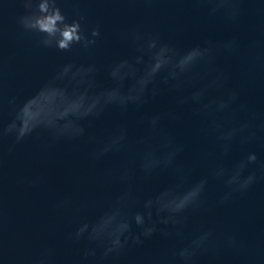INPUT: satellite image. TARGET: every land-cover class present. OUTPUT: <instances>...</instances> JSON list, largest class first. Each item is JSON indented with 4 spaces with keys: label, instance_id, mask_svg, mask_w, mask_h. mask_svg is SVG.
Masks as SVG:
<instances>
[{
    "label": "water",
    "instance_id": "1",
    "mask_svg": "<svg viewBox=\"0 0 264 264\" xmlns=\"http://www.w3.org/2000/svg\"><path fill=\"white\" fill-rule=\"evenodd\" d=\"M56 6L69 23L83 17L81 27L86 35L98 26L97 44L87 49L74 45L69 52L43 49L38 34L19 28L18 18L26 14L19 0H0V121L4 125L12 119L15 105L9 100L13 98L19 105L35 96L33 112L47 123L65 120L99 102L120 99L108 90L131 70L118 67L110 79L109 65L131 59L134 45L155 37L180 52L204 46L207 41H234L231 51L223 46L213 49L216 71L208 79L220 73L225 80L224 87L213 96L229 91L239 95L228 109L212 117L203 112L197 115L196 105L179 101L203 87L207 79L194 85L182 83L183 89L176 90L161 84L158 77V95L149 91L139 108L129 106L122 112L110 107L98 119L83 121L85 134L79 140L54 144L43 132L20 144L6 138L0 153V264H36L45 252L50 254V264H75L87 242L71 240L70 234L84 222L95 223L99 230L119 229L116 214L103 215L104 207L118 197L119 208L129 213L140 210L152 197L167 202L172 195L169 188L176 182L172 172L157 171L145 177L134 165L146 144L158 142L144 124L146 118L156 115L162 117L159 127L163 133L183 149L176 158L181 174L187 175L189 182L206 181L203 204L190 216L184 234L189 238L195 229H211L216 254L199 257L197 264H264V130L259 128L264 123V0L226 5L225 11L211 16L207 5L194 0H56ZM163 56L161 53L158 59ZM73 64L83 67L72 74L74 86L67 92L61 84L36 95L59 68ZM92 67L97 69L95 87L85 95L87 72ZM200 71L203 74L206 70ZM119 87L133 95L140 82L128 79ZM252 111L258 114L255 121H251ZM244 123L252 126L241 133L239 128ZM66 126L75 134L70 121ZM117 126L123 128L126 137L122 150L91 159L94 145L89 138L105 137ZM218 126L225 133L236 129V140H218ZM249 132H255L256 139L241 144ZM225 149H230L227 154ZM249 153L256 154L257 163L248 167L240 182L249 172L255 173V182L244 193L234 192L224 186L226 176L215 174ZM151 163L146 161V166ZM37 178L41 181L34 184ZM225 193L231 195L221 205L219 200ZM65 200L69 201L66 207H57ZM132 231L139 229L133 224ZM180 246L178 238L158 231L105 264H145L149 258Z\"/></svg>",
    "mask_w": 264,
    "mask_h": 264
},
{
    "label": "clouds",
    "instance_id": "2",
    "mask_svg": "<svg viewBox=\"0 0 264 264\" xmlns=\"http://www.w3.org/2000/svg\"><path fill=\"white\" fill-rule=\"evenodd\" d=\"M19 2L26 13L18 18L19 28L25 33L38 34L40 36L39 46L43 49L69 52L74 45H80L87 49L97 44V39L100 37L99 27L92 28L86 35L81 27V21L84 18L72 20L71 23L67 22L60 8L56 6V0H19ZM194 2L207 5L211 16L225 11L226 5L240 4L244 0H194ZM233 43L234 41H207L204 46L196 45L184 52L178 51L175 46L169 43L161 42L159 37L151 38L145 44H136L134 45L135 55L131 59L115 62L108 67L110 79L114 78V70L118 67L126 66L131 70L119 81H114L116 87L108 90L115 92L120 99L96 103L93 107H86L70 115L67 119L57 120L54 123L44 122L34 114L32 101L35 96L19 105L13 98L9 100V104L15 105L11 121L7 125L0 121V153H2L6 138L11 137L14 144H20L39 132L45 133L54 144L61 141L79 140L85 134L83 121L98 119L110 107H117L122 112L127 111L129 106L139 108L144 103L145 95L149 91L152 96L158 95L160 93V89L156 86L158 77H161V84L170 85L176 90L183 89L182 83L194 85V82L207 79L208 82L203 87L196 88L189 96L180 99L179 103L182 105L194 104L197 115L203 112L212 117L216 112L228 109L238 99L239 94L236 91H229L220 97L212 95L214 91L224 87L225 80L221 79L220 73H217L214 78L208 79L216 71L213 67L216 59L212 55L213 49L223 46L225 51H231ZM161 53H164L162 60L158 59ZM82 67H77L74 64L62 66L49 81L41 86L36 95L50 86L61 84L64 85V91L67 92L68 87L74 86L72 74L80 71ZM201 69L206 71L201 74ZM149 70H151L150 74H148ZM96 72V67L88 69V87L85 90V95L88 90L95 87ZM128 79L140 82V87L133 95L120 91L119 86ZM170 82L173 83L170 84ZM102 95V93H97V96ZM257 115L255 111H252L251 121H255ZM161 119V116L156 115L144 120L147 131L153 137L158 138V142L154 145L146 144L134 165L145 177H150L157 171H171L176 181L169 188L172 195L165 203H161L158 197L149 198L143 202L140 210L130 213L123 212L119 208L118 197L116 202L104 207L103 215L116 214L121 225L119 229L99 230L95 223L84 222L70 234L69 239L71 240L87 242L82 255L75 261V264H105L106 261L123 255L126 248L142 244L145 239L152 237L158 231L165 237L178 238L181 241V246L174 248L170 253L151 257L145 264H197L199 257L216 254V241L213 239L211 229H195L189 238H185L184 229L187 228L190 216L197 212L203 204L206 181L201 179L189 182V177L181 174L176 158L183 149L177 146L173 137L163 133L159 127ZM69 121L76 128L75 134L70 132L66 126ZM251 126L250 123H244L240 126L239 132L248 131ZM259 128L264 130V123L259 125ZM215 130L219 132L218 140L229 142L236 140V129L225 133L218 126ZM125 139L124 130L120 126H117L105 137L89 138V143L94 145L90 158L98 160L109 153H119ZM255 139V132H249L248 137L239 142L246 144ZM229 150L225 149V154ZM11 151L12 149L9 148V152ZM146 161L152 162L150 167L146 166ZM256 163V154L249 153L230 168H221L215 175L217 177L226 176L227 178L223 181L225 187L232 188L234 192L244 193L255 182L256 176L254 172H249L243 182H240V177L249 166ZM2 167L3 159L0 155V170ZM40 181L41 178H37L33 183ZM185 185L187 186L185 187ZM233 185L236 187H232ZM230 195L231 193H225L219 200V204H226ZM68 204L67 200L61 201L57 207L63 208ZM133 224L139 229L138 232L132 231ZM158 225H164L165 229L158 228ZM36 264H50V254L42 253Z\"/></svg>",
    "mask_w": 264,
    "mask_h": 264
}]
</instances>
